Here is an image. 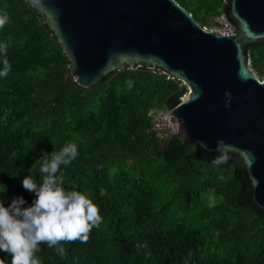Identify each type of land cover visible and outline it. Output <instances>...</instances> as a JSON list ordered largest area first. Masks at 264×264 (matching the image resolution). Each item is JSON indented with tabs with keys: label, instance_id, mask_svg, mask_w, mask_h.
I'll return each instance as SVG.
<instances>
[{
	"label": "trees",
	"instance_id": "obj_1",
	"mask_svg": "<svg viewBox=\"0 0 264 264\" xmlns=\"http://www.w3.org/2000/svg\"><path fill=\"white\" fill-rule=\"evenodd\" d=\"M173 1L200 27L221 12L222 0ZM0 14L8 16L0 43L11 65L0 77V201L8 207L22 197L31 206L35 194L22 180L39 183L42 156L74 142L79 155L61 166L63 186L90 195L103 218L87 243L61 242L65 257L41 244L42 264H264V221L236 205L233 163L197 160L188 144L167 160L170 140L148 132V112L186 93L178 81L122 69L81 88L25 0H0ZM248 60L264 66V42L248 47ZM0 259L11 264L7 253Z\"/></svg>",
	"mask_w": 264,
	"mask_h": 264
},
{
	"label": "water",
	"instance_id": "obj_2",
	"mask_svg": "<svg viewBox=\"0 0 264 264\" xmlns=\"http://www.w3.org/2000/svg\"><path fill=\"white\" fill-rule=\"evenodd\" d=\"M25 1L77 86L91 87L122 69L178 81L186 93L163 105L167 124L178 125L165 159L188 144L197 160L217 168L232 162L236 205L264 221V78L247 65L248 47L264 42V0H222L231 37L203 31L173 0Z\"/></svg>",
	"mask_w": 264,
	"mask_h": 264
},
{
	"label": "clouds",
	"instance_id": "obj_3",
	"mask_svg": "<svg viewBox=\"0 0 264 264\" xmlns=\"http://www.w3.org/2000/svg\"><path fill=\"white\" fill-rule=\"evenodd\" d=\"M7 22V14H0V28ZM7 48V43H0V54L5 57L0 77H7L11 70ZM78 155L77 144L67 142L58 151L42 156L41 181L38 183L31 175L22 180L23 188L35 194L31 206L22 207L26 203L22 197L13 198L8 207L0 201V251L11 257V264H42L36 255L41 244L65 257L61 242L87 243L92 229L103 222L90 195L63 186L61 166H69ZM0 264H6L5 260L0 259Z\"/></svg>",
	"mask_w": 264,
	"mask_h": 264
},
{
	"label": "built area",
	"instance_id": "obj_4",
	"mask_svg": "<svg viewBox=\"0 0 264 264\" xmlns=\"http://www.w3.org/2000/svg\"><path fill=\"white\" fill-rule=\"evenodd\" d=\"M203 31L215 33L221 36L231 37L234 35V28L226 22L224 15L220 12L214 17H209V24L201 27ZM248 70H250L249 61L247 62ZM252 73V72H251ZM165 79H169L165 76ZM150 116V127L148 132L152 133L153 137L160 143L163 144L177 133L178 125L167 124L163 117V110H151L148 112Z\"/></svg>",
	"mask_w": 264,
	"mask_h": 264
},
{
	"label": "rangeland",
	"instance_id": "obj_5",
	"mask_svg": "<svg viewBox=\"0 0 264 264\" xmlns=\"http://www.w3.org/2000/svg\"><path fill=\"white\" fill-rule=\"evenodd\" d=\"M209 24V18L205 20V22L202 24L203 26H207ZM250 66V65H249ZM250 70L252 74L259 80H261V77L264 72V66H260L257 70L250 67Z\"/></svg>",
	"mask_w": 264,
	"mask_h": 264
}]
</instances>
